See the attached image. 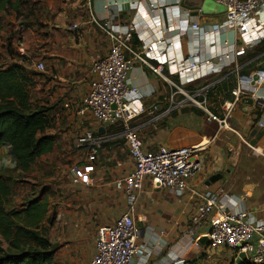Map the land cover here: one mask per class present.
Returning <instances> with one entry per match:
<instances>
[{
  "label": "crops",
  "instance_id": "0c3cea01",
  "mask_svg": "<svg viewBox=\"0 0 264 264\" xmlns=\"http://www.w3.org/2000/svg\"><path fill=\"white\" fill-rule=\"evenodd\" d=\"M64 1L9 4L0 0V68L18 65L36 74L33 109L48 110L46 135L56 138L53 153L33 168V178L50 171L49 179L54 181L48 183L51 193L47 196L53 223L45 224L54 249L51 264H92L99 229L114 225L129 210L127 196L115 187V182L135 167L121 124L101 126L90 115L79 114L93 79L91 66L111 48L105 33L93 22L95 18L116 25L144 21L156 33L162 32L166 40L176 42L161 54L155 40L148 43V52L137 37L133 38L132 49L143 53L150 65L162 64L168 80L135 60L128 85L138 89L134 106H142L146 112L137 115L132 126L138 128L144 150L188 147L198 150L197 159L202 164L182 196L151 178L145 180L134 212L139 251L132 264H174V255L181 258L176 264H232L235 258L215 257L232 251L211 247L207 241L202 248L188 249L186 231L202 196L221 188L236 199L244 198L246 210L264 222V126H260L264 110L258 103L242 101L228 121L231 130H219L217 123L208 122L206 113L169 81L183 85L189 95L205 89V97L198 100L205 99L207 109L223 118L226 107L234 104L238 76L264 72V40L246 50L239 48L242 42L232 30L203 36L202 29H212L224 18V11L207 0ZM150 4L157 10L144 20ZM185 12H190L193 22H200L199 30H193L192 22L183 19ZM192 53L200 61L214 60L217 71L184 85L180 71ZM226 55L230 58H224L223 64L216 61ZM39 63L45 65L44 73L36 71ZM87 130L103 140L96 156L79 143ZM17 168L11 147H0V174H12L17 179ZM207 231V226L200 230L201 239ZM146 252L152 253L149 259ZM234 264L249 263L237 260Z\"/></svg>",
  "mask_w": 264,
  "mask_h": 264
},
{
  "label": "built area",
  "instance_id": "2783aa9c",
  "mask_svg": "<svg viewBox=\"0 0 264 264\" xmlns=\"http://www.w3.org/2000/svg\"><path fill=\"white\" fill-rule=\"evenodd\" d=\"M207 1L222 6L224 18L212 29H202L203 36L213 37L224 30H232L242 42L239 48L246 50L255 48L264 40V0ZM156 10V6L150 4L148 10H144L143 19L152 18ZM183 19L192 22L193 30L200 29V22H193L190 12H185ZM93 22L105 33L111 48L107 56L97 58L91 66L93 79L90 82L89 93L81 103L79 114L90 115L101 126L121 124L135 167L127 177L115 182L116 189L123 191L127 196L129 210L114 225L99 229L92 264H132L139 251L134 212L145 180L151 178L164 188L182 196L188 189V181L202 170V164L197 159L198 150L188 147L160 149L156 152L144 150L138 128L132 126L133 119L146 112L144 107L134 106L138 89L128 85L129 74L135 60L144 62L153 73L168 80L163 75L162 64L150 65L143 58V53L132 49L133 38L137 37L144 45V50L148 52H150L148 43L155 40L156 48L161 54L167 48L174 47L176 42L166 40L162 32L156 33V30L144 21L116 25L109 24L107 21H98L95 18ZM224 58L230 57L218 56L216 61L223 64ZM215 67L214 60L200 61L198 55L192 53L187 60V65L180 71L185 79L183 84L212 75L217 71ZM36 71L44 73L45 65L37 64ZM169 82L178 92L191 99L193 104L206 113L208 122L217 123L219 130H231L228 121L232 118L236 105L242 101L250 99L254 103H259L264 110V72H255L248 77L238 76L234 89V104L226 107L223 118H219L207 109L205 99L198 100L199 97H205V89L195 95H189L182 88L183 85ZM260 126L263 127L264 122ZM102 142L103 140L96 138L91 130L85 131L79 139L82 146L89 147L92 156L98 154ZM71 174L75 175L76 170L72 169ZM74 182H78L77 178ZM243 200L244 198L236 199L222 188L203 195L202 203L198 205L196 213L191 218V225L186 231L188 249L202 248L198 233L207 226L208 231L203 238L207 239L211 247H223L232 251L235 262L241 259V255H245V259H241V262L264 264V222L258 221L246 210ZM151 256V252H146L147 259ZM171 260L176 264L181 261V258L174 255Z\"/></svg>",
  "mask_w": 264,
  "mask_h": 264
},
{
  "label": "trees",
  "instance_id": "16d2710c",
  "mask_svg": "<svg viewBox=\"0 0 264 264\" xmlns=\"http://www.w3.org/2000/svg\"><path fill=\"white\" fill-rule=\"evenodd\" d=\"M35 77L18 65L0 68V147H11L20 171L17 179L0 174V264H51L54 258L45 226L53 223L51 188L43 187L39 195L32 186L19 193L29 184L21 181L34 176L37 162L56 147V138L46 135L48 110L33 109Z\"/></svg>",
  "mask_w": 264,
  "mask_h": 264
},
{
  "label": "rangeland",
  "instance_id": "374dc122",
  "mask_svg": "<svg viewBox=\"0 0 264 264\" xmlns=\"http://www.w3.org/2000/svg\"><path fill=\"white\" fill-rule=\"evenodd\" d=\"M6 1V0H4ZM32 0H8L9 4H31ZM62 2V0H61ZM65 4H75L73 2V0H65L64 1ZM63 2V3H64ZM222 9V12L224 11V8L222 6H219ZM252 152L257 153L256 150H252ZM258 154V153H257ZM52 175V173L50 171H45L43 173L40 174V177L37 178L36 180H34L33 176H31V178H29V180L31 181L28 185H22L20 186V191L19 193H26V190H30L31 186L36 190V195H39V193L41 192V190L43 189V187H49L51 188V186L48 185V183H52L54 181H51L49 179V177ZM49 190V189H48ZM225 190V189H224ZM226 192V191H225ZM227 193V192H226ZM229 194V193H228ZM230 195V194H229ZM20 197L17 198V201H19ZM215 257H230V258H234V254L233 252L229 253V252H225V253H219V254H215ZM234 260L232 261V264H234Z\"/></svg>",
  "mask_w": 264,
  "mask_h": 264
},
{
  "label": "water",
  "instance_id": "95a60500",
  "mask_svg": "<svg viewBox=\"0 0 264 264\" xmlns=\"http://www.w3.org/2000/svg\"><path fill=\"white\" fill-rule=\"evenodd\" d=\"M248 102L250 103V104H252L253 103V101L252 100H250V99H248ZM259 104V103H258ZM218 177H215L214 179H217ZM213 179V180H214ZM207 241V239L206 238H203V239H201V242L202 243H205ZM241 259H245V255H241V257H240ZM241 259L238 261V263H240L241 262Z\"/></svg>",
  "mask_w": 264,
  "mask_h": 264
}]
</instances>
